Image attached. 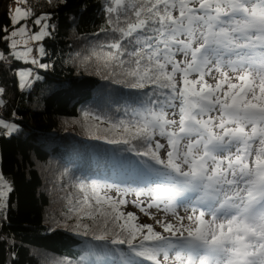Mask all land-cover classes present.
I'll use <instances>...</instances> for the list:
<instances>
[{
	"label": "snow or ice",
	"instance_id": "snow-or-ice-1",
	"mask_svg": "<svg viewBox=\"0 0 264 264\" xmlns=\"http://www.w3.org/2000/svg\"><path fill=\"white\" fill-rule=\"evenodd\" d=\"M25 2L18 0L13 25L34 16L31 8L19 6ZM111 5L106 11L114 18L107 20L109 29H101L112 36L110 50L102 52L104 66L125 77L117 83L137 90L152 85L154 90L144 92L138 106H126L131 119L111 125L127 138L108 142L140 140L146 150L137 155L163 166L147 165L162 178L148 189V208L163 203L164 211L176 217L177 197L190 193L195 201L188 225L156 221L165 236L151 224L135 223V214L120 208L123 198L102 194L111 186L92 181L89 192L81 183L83 196L69 211L92 224L78 223L84 229L80 234L88 236L97 224L107 229L111 223L126 233L120 238L117 232L111 244H127L128 250L87 244L79 261L69 264H161V254L168 264L170 253L172 264H264V0H111ZM47 19L44 14L32 20L40 25L35 33L27 23L14 28L6 37L10 47L23 43L25 48L11 55L27 60L32 52L28 42L49 35ZM0 59L6 57L0 54ZM31 63L47 67L35 58ZM213 69L218 74L214 84L205 79ZM19 75L30 84V72ZM167 109L178 110L173 115L179 118L169 119ZM0 128L10 135L18 125L0 118ZM157 135L167 141L166 159L160 155L164 144L157 140L153 147ZM11 191V182L0 174V209L6 208ZM134 203L148 215L139 201ZM197 205L206 211L197 213ZM92 235L98 241L109 238L107 231Z\"/></svg>",
	"mask_w": 264,
	"mask_h": 264
},
{
	"label": "trees",
	"instance_id": "trees-1",
	"mask_svg": "<svg viewBox=\"0 0 264 264\" xmlns=\"http://www.w3.org/2000/svg\"><path fill=\"white\" fill-rule=\"evenodd\" d=\"M13 2L18 0H0V54L6 57L0 59V118L18 125L10 135L0 128V174L12 187L0 211V264H69L79 261L87 244L127 251V244H111L117 232L126 236L118 226L97 224L84 236L76 225L92 221L77 219L69 209L83 196L81 183L90 192L92 181L143 187L160 181L144 167L151 159L137 155L146 150L142 141L108 142L127 138L111 125L131 119L126 106H138L143 93L154 88H128L115 82L125 79L118 69L104 66L102 52L110 50L112 36L101 29H109L107 20L114 18L106 11L111 0H26L34 12L30 29L36 28L32 18L48 17L49 35L39 41L44 51L37 58L47 67L36 65L29 86L20 88L16 70L31 63L11 55L6 39ZM93 231H107L108 240H94Z\"/></svg>",
	"mask_w": 264,
	"mask_h": 264
},
{
	"label": "rangeland",
	"instance_id": "rangeland-1",
	"mask_svg": "<svg viewBox=\"0 0 264 264\" xmlns=\"http://www.w3.org/2000/svg\"><path fill=\"white\" fill-rule=\"evenodd\" d=\"M18 6V2H13L11 4H9V8H10V16L11 14L14 13L15 8ZM20 6V5H19ZM39 17V16H38ZM36 17L32 18V20H34ZM27 23L25 21H20V24H24ZM47 23V22H46ZM20 24L17 25H13V27L9 30V32L7 33V37L10 35V33L14 30V28H17L20 26ZM40 29V25H36L35 29H31L32 33L38 32ZM15 39H20V37H15ZM36 43L38 44L39 48H40V42L36 41ZM8 44L10 47L11 44V40L8 39ZM28 47H30L29 42H28ZM25 48V45L23 43H20L17 45L16 49H12L10 47L11 53L15 52V51H23ZM40 53V51H38ZM178 59H182V57H177ZM33 59L32 54L29 55V58L27 60L22 59L23 61H29L31 62ZM31 71V67L30 66H22V67H18L16 70V75H17V79H18V86L20 88H27L29 86V84H26L21 76L19 75V73L21 72H30ZM230 75H234L231 72L229 73ZM30 77V75H29ZM28 77V79H29ZM214 77L218 78V74L215 72V70L213 69L212 73L208 76L205 77V79L209 82V83H215V79ZM195 78V75L193 74V77ZM233 82H236L235 79L233 80ZM174 111H178V110H173V109H168V118L169 119H178V115H173ZM213 115H215V113H213ZM6 121V120H5ZM9 122V121H8ZM12 123V122H11ZM158 136V135H157ZM159 137V141L161 144H164L165 147L160 149V155L162 159H166V152H167V141L165 138H162L160 136ZM156 176V175H155ZM158 180H161V177H158ZM102 186H111L110 188H107L104 193L106 195H110L115 197L117 200H119L120 198H123L126 203L124 205H121V209L123 212L127 213V212H132L135 214L136 216V221L135 223L137 224H151L154 228L155 231H161L163 230V228L160 226V224H158L156 221L160 220L162 222H171L173 225H175L176 227H179L180 224H184V225H188L190 222L187 220V217L189 215H192V208H193V204L195 201V196L187 193L190 195V198H188L187 196L183 199V200H179L174 204V210L176 213V217H184V219L182 221H178L176 217L173 216L172 212H165L164 211V204H160L159 207L153 206L151 208H148L147 205L150 203L151 201V195L148 192L149 187H143L140 186L138 184H118V183H113V184H102ZM117 189H120L121 191L118 193ZM144 190V194L140 195L139 197L137 196L136 192L137 190ZM183 197V196H182ZM181 198V197H180ZM182 199V198H181ZM136 201H139L141 203L142 207H145L148 215L145 214V212H142L140 210V208H137L135 206ZM197 207V213L199 211H206V208L201 207L199 205L196 206ZM3 209H0V211ZM206 218H210L206 215ZM162 234H164L166 236V233L163 232ZM174 255V253H170L169 255V261L168 264H172V256ZM158 259L161 260V264H164V257L161 254ZM152 264V262H151Z\"/></svg>",
	"mask_w": 264,
	"mask_h": 264
},
{
	"label": "built area",
	"instance_id": "built-area-1",
	"mask_svg": "<svg viewBox=\"0 0 264 264\" xmlns=\"http://www.w3.org/2000/svg\"><path fill=\"white\" fill-rule=\"evenodd\" d=\"M19 5H20V7L27 9V7H26V5L24 3H21ZM27 24H28V27H31V25H30V23L28 21H27ZM29 45L32 48L31 54H32L33 58H35L37 60L38 53H39L38 51L40 49L39 46H38V44L35 41H29ZM31 66H32V70L30 72V75L32 76L33 73H34V69L36 67V64H32L31 63ZM29 81L31 82V79Z\"/></svg>",
	"mask_w": 264,
	"mask_h": 264
}]
</instances>
